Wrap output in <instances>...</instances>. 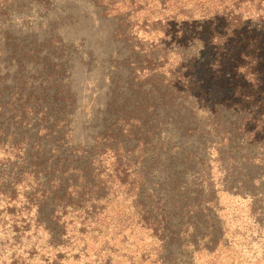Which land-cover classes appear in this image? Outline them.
Returning <instances> with one entry per match:
<instances>
[{"label": "trees", "instance_id": "1", "mask_svg": "<svg viewBox=\"0 0 264 264\" xmlns=\"http://www.w3.org/2000/svg\"><path fill=\"white\" fill-rule=\"evenodd\" d=\"M0 1L6 23L14 5ZM92 1L119 18L117 34L130 52L129 92L112 99L88 146H74L63 132L73 96L60 86L63 95L52 99L29 95L16 106L20 119L28 122L38 107L55 118L36 132L1 126L8 157L17 161L13 181L39 182L43 205L64 203L57 192L95 200L114 192L137 222L166 231L164 245L179 235L176 223L188 208L205 212L200 220L221 231L212 164L264 166V0H213L199 16L178 0H155L158 16L143 0ZM258 144L263 152L253 157Z\"/></svg>", "mask_w": 264, "mask_h": 264}, {"label": "rangeland", "instance_id": "2", "mask_svg": "<svg viewBox=\"0 0 264 264\" xmlns=\"http://www.w3.org/2000/svg\"><path fill=\"white\" fill-rule=\"evenodd\" d=\"M31 1L12 0L8 21L0 23V98L10 107H0V128L36 132L53 121L55 112L38 107L26 122L16 106L32 94L52 99L60 86L75 98L63 132L74 146H88L112 99L129 92L130 52L117 34L119 18L92 0H48L47 10ZM143 1L158 16L160 5L152 11L155 0ZM178 1L199 16L213 0ZM260 148H251L253 157ZM8 154L0 139V264H264V166L258 163L212 164L221 231L200 220L205 212L188 208L176 223L179 235L164 245L166 231L137 222L114 192L95 200L63 196L55 185L64 203L39 204V182L13 181L17 161Z\"/></svg>", "mask_w": 264, "mask_h": 264}]
</instances>
